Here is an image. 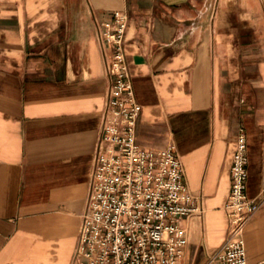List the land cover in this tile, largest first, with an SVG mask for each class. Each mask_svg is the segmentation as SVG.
Instances as JSON below:
<instances>
[{
    "label": "crops",
    "instance_id": "0c3cea01",
    "mask_svg": "<svg viewBox=\"0 0 264 264\" xmlns=\"http://www.w3.org/2000/svg\"><path fill=\"white\" fill-rule=\"evenodd\" d=\"M128 14L137 141L171 142L202 215L179 264H210L237 131L247 135L244 229L264 258V0H0V264H72L111 77L98 24Z\"/></svg>",
    "mask_w": 264,
    "mask_h": 264
},
{
    "label": "built area",
    "instance_id": "2783aa9c",
    "mask_svg": "<svg viewBox=\"0 0 264 264\" xmlns=\"http://www.w3.org/2000/svg\"><path fill=\"white\" fill-rule=\"evenodd\" d=\"M128 14L115 9L98 24V37L111 51L102 130L97 139L89 187L72 264H179L188 230L181 223L202 215L200 195L191 191L174 144L145 147L137 141L141 104L136 100L125 57ZM247 135L235 138L230 190L224 208L228 227L210 264H264L247 259L244 229L257 203L246 194Z\"/></svg>",
    "mask_w": 264,
    "mask_h": 264
}]
</instances>
